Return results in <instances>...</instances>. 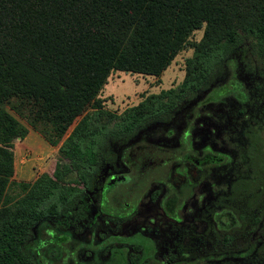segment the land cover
Returning a JSON list of instances; mask_svg holds the SVG:
<instances>
[{"label":"trees","instance_id":"obj_1","mask_svg":"<svg viewBox=\"0 0 264 264\" xmlns=\"http://www.w3.org/2000/svg\"><path fill=\"white\" fill-rule=\"evenodd\" d=\"M201 28L179 84L118 114L103 109L112 72L157 78ZM238 63L258 69L250 84L264 97V0H0V264H39L32 231L78 209L116 143L168 120L220 75L226 85L212 90L248 98L231 79ZM26 125L67 161L16 181L12 144Z\"/></svg>","mask_w":264,"mask_h":264},{"label":"flooded vegetation","instance_id":"obj_2","mask_svg":"<svg viewBox=\"0 0 264 264\" xmlns=\"http://www.w3.org/2000/svg\"><path fill=\"white\" fill-rule=\"evenodd\" d=\"M237 69L248 98L207 93L180 116L116 143L78 209L32 231V257L39 264H264V97L254 85L248 91ZM229 97L233 122L216 115Z\"/></svg>","mask_w":264,"mask_h":264},{"label":"rangeland","instance_id":"obj_3","mask_svg":"<svg viewBox=\"0 0 264 264\" xmlns=\"http://www.w3.org/2000/svg\"><path fill=\"white\" fill-rule=\"evenodd\" d=\"M201 35L202 28L193 31L187 38L185 48L180 50L173 57L167 67L157 78L121 71L112 72L108 76L106 84L103 85L102 89L98 93V97L101 99L103 109L118 114L126 107L135 105L146 95L158 93L160 90L175 87L177 84H179L184 74V59L191 55V46L200 39ZM240 59L241 58H239V60ZM254 63L255 61L253 60L251 64L254 65ZM252 65L249 64L247 69L244 68V65L239 66V70L237 69V74L239 79L242 82L244 81L248 86V91H250L253 95V89H251V87L254 84L250 83L257 81L258 75L253 74H255L256 71V73H258V69L253 68ZM233 72L234 69L232 70V73ZM228 77L229 76L225 75L222 77L220 75L217 77V79L215 78L214 82L210 84L209 87H207L201 93L196 94L192 100L182 102L179 111L174 112L173 115L180 116L179 112L186 108L189 103L196 102L200 99L202 100L205 98L207 93V97H209V99L215 94L217 95L213 99L222 97L223 93L221 92L223 91L220 92L218 89L212 90V88L216 84L226 85ZM231 77L232 80L236 79L233 74ZM242 89L244 88L242 87ZM231 98L232 97L227 98V101L225 102L224 106L227 108L225 113L220 110L216 111V115L220 117L221 120H225L226 122H233L234 120V104ZM26 127L28 128V131L25 137L22 140L14 139L12 144V151L16 155L13 174V178L16 181H32L38 174L42 172L50 173L56 162L64 163L67 161L65 156L59 154L57 147L48 145L47 142L43 140V138L37 132L33 131L27 125ZM81 200H84V196ZM57 232L59 231L56 230V233ZM42 237H44V235Z\"/></svg>","mask_w":264,"mask_h":264},{"label":"crops","instance_id":"obj_4","mask_svg":"<svg viewBox=\"0 0 264 264\" xmlns=\"http://www.w3.org/2000/svg\"><path fill=\"white\" fill-rule=\"evenodd\" d=\"M13 155H14V161H15V159H16V155L13 153ZM16 164V163H15Z\"/></svg>","mask_w":264,"mask_h":264}]
</instances>
